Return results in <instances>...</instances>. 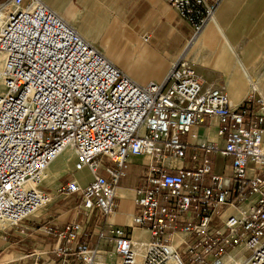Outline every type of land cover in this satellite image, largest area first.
Listing matches in <instances>:
<instances>
[{
  "label": "built area",
  "instance_id": "2783aa9c",
  "mask_svg": "<svg viewBox=\"0 0 264 264\" xmlns=\"http://www.w3.org/2000/svg\"><path fill=\"white\" fill-rule=\"evenodd\" d=\"M167 1L195 34L221 2ZM256 91L235 106L183 62L163 81L140 84L42 0H0V228L20 226L63 192L85 219L40 227L54 236L50 264H264L263 96L259 111L249 108ZM212 119L209 140L199 128ZM66 150L92 178L54 191L48 169ZM134 155L151 161L139 173L136 210L116 224L109 216ZM218 157L231 175L216 171Z\"/></svg>",
  "mask_w": 264,
  "mask_h": 264
},
{
  "label": "crops",
  "instance_id": "0c3cea01",
  "mask_svg": "<svg viewBox=\"0 0 264 264\" xmlns=\"http://www.w3.org/2000/svg\"><path fill=\"white\" fill-rule=\"evenodd\" d=\"M42 1L140 84L163 81L175 62H183L196 69L206 86L223 87L237 106L245 102L253 85L260 81L257 76L264 68V0H221L214 17L198 34L167 0ZM261 94L257 88L254 101L249 104L252 112L259 111L257 100ZM217 123L212 119L201 126V136L214 140ZM67 154L71 155L68 159L71 167L63 175L67 177L64 183L76 179L86 185L92 176L87 168L74 169L71 151L66 150L56 160ZM150 161L148 156L129 158L128 175L119 183L118 204L109 216L111 222H129L130 214L136 210L133 198L141 184L140 170ZM54 162L48 169V177ZM191 164L189 158L178 162L179 167ZM216 164V171L223 173L228 160L218 157ZM83 174L89 175V179L84 180ZM62 184L59 182L57 187ZM70 202L73 204L68 208ZM57 204L59 207L54 209ZM74 219H85L84 211L73 197L58 195L57 202L27 218L20 226L0 228V262L33 264L44 259L48 263L51 256L45 252L52 249L54 236H47L40 227L47 223L61 227ZM91 228L88 225L85 229ZM32 252L43 258L29 255Z\"/></svg>",
  "mask_w": 264,
  "mask_h": 264
},
{
  "label": "rangeland",
  "instance_id": "374dc122",
  "mask_svg": "<svg viewBox=\"0 0 264 264\" xmlns=\"http://www.w3.org/2000/svg\"><path fill=\"white\" fill-rule=\"evenodd\" d=\"M257 77L260 80L259 82H260L261 88L264 90V68L262 69V72H260V74ZM261 95L264 98V95L263 94H261ZM70 156L71 155H68V154L67 155H64L63 157L61 156L58 160H56L54 162V164L50 168L51 177H47L48 179L45 182V184L48 185L49 187H52L54 189V191H57V189H58L57 184L59 182H63V184H64L65 179L67 178L65 176L63 177V175L71 167V163L67 161V159H69ZM105 163H106V165H109V163H107V162H105ZM102 174L106 176V174L104 172H102ZM224 174L225 175H231L230 168L227 169L225 167ZM82 177H83L84 180H88L89 179V175H86V174L85 175L83 174ZM127 183H129V184L132 183L131 182V179L130 180H127ZM59 195L61 197L66 196V195H64L63 192H59ZM57 199H58V197L51 204L57 202ZM63 201H65V200H63ZM72 204H73V202L67 203V207L68 208L72 207ZM50 205H48L47 207H49ZM56 207H59V205L57 204L54 209H56Z\"/></svg>",
  "mask_w": 264,
  "mask_h": 264
},
{
  "label": "bare ground",
  "instance_id": "6f19581e",
  "mask_svg": "<svg viewBox=\"0 0 264 264\" xmlns=\"http://www.w3.org/2000/svg\"><path fill=\"white\" fill-rule=\"evenodd\" d=\"M253 86H254L255 90H257V88L260 89L262 94L264 95V90L261 88V85H260L259 81H257ZM67 161H68V159H67Z\"/></svg>",
  "mask_w": 264,
  "mask_h": 264
}]
</instances>
